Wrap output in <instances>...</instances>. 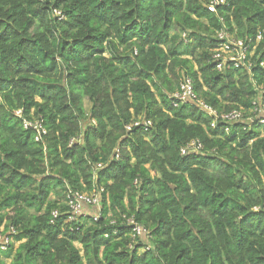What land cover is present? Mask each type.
Here are the masks:
<instances>
[{"label": "trees", "instance_id": "16d2710c", "mask_svg": "<svg viewBox=\"0 0 264 264\" xmlns=\"http://www.w3.org/2000/svg\"><path fill=\"white\" fill-rule=\"evenodd\" d=\"M211 1L0 0V264H264V0ZM184 78L216 116L173 106ZM69 190L98 204L68 220Z\"/></svg>", "mask_w": 264, "mask_h": 264}, {"label": "built area", "instance_id": "2783aa9c", "mask_svg": "<svg viewBox=\"0 0 264 264\" xmlns=\"http://www.w3.org/2000/svg\"><path fill=\"white\" fill-rule=\"evenodd\" d=\"M225 0H212L207 9L211 12H214L216 6L223 4ZM217 37L220 40L218 46L214 49L212 54V61L216 66V69L222 70L226 66L230 65L234 68H242L247 71H250L253 62L251 61V56L253 55L255 44H252L251 38H236L227 33L224 30L217 32ZM261 39V33L256 35V42ZM262 64V63H260ZM263 87H259V93L257 99L253 102V113L256 114V120L264 125V107L258 104L259 100L262 98ZM173 106H177L180 102L190 101L195 103L201 109L205 110L208 114L216 116V112L207 104L202 102L197 98V94L193 89V85L190 78H184L179 84V88L173 94ZM16 113H20L17 111ZM220 118L226 123H233L236 121H242L243 116L241 110H231L227 113H224ZM251 118H253L251 116ZM251 118H248L251 120ZM136 124V123H135ZM148 124L144 123V125ZM24 126L34 128L36 130L35 140L41 139L42 135L46 133V129L43 127L41 120L36 121H24ZM127 129H130V126H127ZM228 128L226 127L225 130ZM201 144L198 141H191L184 148L181 149V153L185 154L187 152H196L200 150ZM100 166V164H98ZM66 204L70 208V213L68 220H73L82 213H84L85 205H96L98 204V197L96 195H87L79 191H67L65 194ZM53 216H56L57 212H52ZM97 214L93 215V219H97ZM128 222L133 224V231L135 235H140L142 229L139 225L130 218ZM2 226H0V248L5 250L9 239L7 236L1 233Z\"/></svg>", "mask_w": 264, "mask_h": 264}, {"label": "rangeland", "instance_id": "374dc122", "mask_svg": "<svg viewBox=\"0 0 264 264\" xmlns=\"http://www.w3.org/2000/svg\"><path fill=\"white\" fill-rule=\"evenodd\" d=\"M86 105H87V103H86Z\"/></svg>", "mask_w": 264, "mask_h": 264}]
</instances>
